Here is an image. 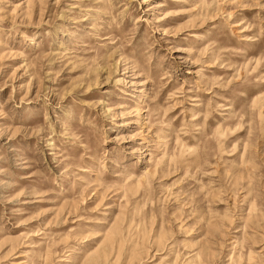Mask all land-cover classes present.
I'll list each match as a JSON object with an SVG mask.
<instances>
[{
    "label": "rangeland",
    "instance_id": "1",
    "mask_svg": "<svg viewBox=\"0 0 264 264\" xmlns=\"http://www.w3.org/2000/svg\"><path fill=\"white\" fill-rule=\"evenodd\" d=\"M0 264H264V0H0Z\"/></svg>",
    "mask_w": 264,
    "mask_h": 264
}]
</instances>
